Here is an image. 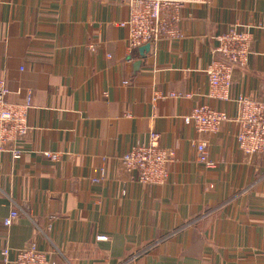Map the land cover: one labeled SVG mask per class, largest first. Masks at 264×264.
I'll return each mask as SVG.
<instances>
[{"label": "crops", "instance_id": "obj_1", "mask_svg": "<svg viewBox=\"0 0 264 264\" xmlns=\"http://www.w3.org/2000/svg\"><path fill=\"white\" fill-rule=\"evenodd\" d=\"M181 14V37L129 51L117 28L124 0H0V80L9 103L31 104L22 158L0 154V264L2 249L30 242L52 264H264V156L239 152L235 122L202 137L184 123L204 103L236 118L235 103L206 98L205 73L214 37L233 25L250 29L253 55L231 96L264 100V0ZM152 131L175 154L163 187L136 184L120 165ZM201 138L214 171L197 161Z\"/></svg>", "mask_w": 264, "mask_h": 264}, {"label": "built area", "instance_id": "obj_2", "mask_svg": "<svg viewBox=\"0 0 264 264\" xmlns=\"http://www.w3.org/2000/svg\"><path fill=\"white\" fill-rule=\"evenodd\" d=\"M129 9L128 19L117 25L127 34L129 51L145 45H156L161 40L181 37L179 24L182 9L188 5H208L210 0H124ZM249 28L241 24L233 25L219 33L212 50V60L205 73L208 79L207 99L222 103H235L237 116L232 119L227 112L214 109L206 103L191 110L184 123L192 127L197 135L213 136L220 131L224 123L235 122L239 126L236 137L239 152L248 158L264 156V100H254L239 96L233 99V75L236 69L248 66L253 52V37ZM124 82V85H128ZM10 94L4 80H0V154H11L14 161L22 158L17 147L29 133L27 117L31 109L30 96L25 104H11L7 101ZM181 96L172 94L170 98ZM189 97V96H188ZM163 135L157 131L149 133L146 145H137L120 158V165L129 175H135L132 181L146 187H163L168 180L167 168L174 160L172 150L161 146ZM197 161L207 171L218 169L219 163L212 159L210 145L205 139L194 143ZM51 162H58L59 155L44 153ZM99 177L105 178V169H99ZM126 195V191H122ZM20 217L17 211L11 212L3 225L9 228ZM106 237H97V241H106ZM2 264H52L50 255L42 251L38 244L30 242L23 249L13 251L2 249ZM131 260V259H130Z\"/></svg>", "mask_w": 264, "mask_h": 264}, {"label": "water", "instance_id": "obj_3", "mask_svg": "<svg viewBox=\"0 0 264 264\" xmlns=\"http://www.w3.org/2000/svg\"><path fill=\"white\" fill-rule=\"evenodd\" d=\"M149 47H150V45H145L144 50H147Z\"/></svg>", "mask_w": 264, "mask_h": 264}]
</instances>
